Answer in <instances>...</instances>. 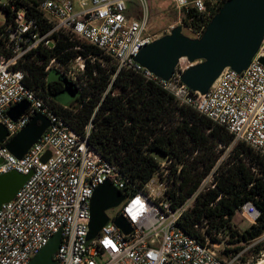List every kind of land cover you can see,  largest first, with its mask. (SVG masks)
Listing matches in <instances>:
<instances>
[{
	"label": "built area",
	"instance_id": "2783aa9c",
	"mask_svg": "<svg viewBox=\"0 0 264 264\" xmlns=\"http://www.w3.org/2000/svg\"><path fill=\"white\" fill-rule=\"evenodd\" d=\"M147 1L41 0L35 7L40 22L25 6L11 7L12 20L0 33L4 51L9 54L0 58V125L8 132L7 140L36 114L44 116L49 127L21 159L14 157L5 143L0 145V175L31 174L14 198L0 206V264H28L56 234L60 235L54 255L56 264H249L252 260L242 261L244 250L228 255L223 254L225 248L219 250L222 239H229L225 227L211 228L208 235V220L201 218L194 228L203 237L202 242L178 226L198 197L216 188V166L174 208L169 194L180 193L184 162L155 153L159 158L154 157L157 167L152 175L143 184L131 183L116 164L102 158L88 144L92 122L85 126L83 134L75 133L46 101L24 85L26 72L17 69L35 50L52 49L54 36L70 35L110 57L117 70L133 71L154 82L179 105L189 106L223 127L234 142H244L264 156V66L258 62L264 41L244 71L223 70L208 92L199 95L181 82L185 71L197 62L181 58L168 81L136 63L140 50L156 40L148 33ZM169 1L181 17V27L191 33V38L199 39L228 0ZM132 2L139 9L138 18L128 14ZM187 15L198 20L195 33L183 24ZM51 64H56L54 59L46 71ZM67 71L66 76L78 83L77 75L84 72V59L76 58ZM23 101L28 102V109L17 121H11L8 110ZM46 153L49 158L43 162ZM197 154L194 152L188 161ZM104 183L111 184L123 199L109 209L111 216L109 210L105 211L108 223L88 243L90 200ZM235 214L254 224L259 211L246 203ZM119 217L129 224V233L114 224ZM262 257L260 254L259 260Z\"/></svg>",
	"mask_w": 264,
	"mask_h": 264
},
{
	"label": "trees",
	"instance_id": "16d2710c",
	"mask_svg": "<svg viewBox=\"0 0 264 264\" xmlns=\"http://www.w3.org/2000/svg\"><path fill=\"white\" fill-rule=\"evenodd\" d=\"M40 1L10 0L8 4H0L6 14L0 33L12 20V6H25L40 22L41 16L35 11ZM183 24L195 33L198 20L187 15ZM54 39L52 49L39 48L18 64L17 69L26 72L24 85L27 88L46 101L75 133L83 134L91 121L88 144L102 158L116 164L131 183L143 184L152 175L157 167L155 153L184 162L180 193L169 194L174 208L193 193L216 166V188L202 193L194 208L178 223L186 235L204 242L194 228L201 218L208 220V235L211 228L225 227L229 231L228 243L232 245L223 250L225 255L237 254L244 250L243 245L264 236L263 155L244 142H234L223 127L213 124L193 108L179 105L170 94L142 75L117 70L115 62L97 48L67 34L54 36ZM7 56L0 41V58ZM76 58L84 59V72L77 75L78 83L58 73L61 68L68 69ZM51 59L55 60V69L46 71ZM62 78L75 90L74 97L65 102L60 97L64 90ZM226 149H230L228 158L219 162ZM196 151L198 154L193 161H188ZM246 203H251L259 216L254 224L239 231L231 221L235 210ZM263 253L264 239L248 249L242 261L252 259L249 264H257Z\"/></svg>",
	"mask_w": 264,
	"mask_h": 264
},
{
	"label": "water",
	"instance_id": "95a60500",
	"mask_svg": "<svg viewBox=\"0 0 264 264\" xmlns=\"http://www.w3.org/2000/svg\"><path fill=\"white\" fill-rule=\"evenodd\" d=\"M264 41V0H228L207 24L202 36L193 39L182 33V27H174L146 45L135 57L136 63L159 79L168 81L177 62L186 58L196 63L182 75L181 82L192 92L205 95L225 69L241 73L258 53ZM264 66V52L258 59ZM75 90L64 83L60 97L71 100ZM29 107L23 101L7 112L11 121H17ZM49 127V121L36 114L17 134L8 139V132L0 125V145L17 159H21ZM49 158L46 153L42 161ZM31 174L10 172L0 175V206L10 202L27 182ZM123 197L111 184L100 185L90 200V219L87 242H91L108 223L105 211L116 207ZM114 224L124 233L130 232L129 224L119 217ZM60 243V235H54L47 245L35 254L28 264H56L54 255Z\"/></svg>",
	"mask_w": 264,
	"mask_h": 264
},
{
	"label": "rangeland",
	"instance_id": "374dc122",
	"mask_svg": "<svg viewBox=\"0 0 264 264\" xmlns=\"http://www.w3.org/2000/svg\"><path fill=\"white\" fill-rule=\"evenodd\" d=\"M9 1L10 0H0V4H8ZM147 8H148V12H147L148 33L154 36L156 39L169 34L171 26L173 27L181 26L178 23L181 17L179 16L178 11L175 9L173 4L169 0H148ZM128 14L132 18H138L140 16L139 9L134 2H132L131 6L129 7ZM5 17H6V14L0 9V26L4 23ZM182 33L187 37H190V38L192 37L191 33L183 27H182ZM53 69H55L54 64H51L49 66V70L52 71ZM58 71H59L58 73L62 76H66V75L69 76L66 68L65 70L59 69ZM52 76L56 77V75H52ZM62 81L64 83L68 82L66 79H63V78H62ZM229 152H230V149H226L223 155L220 157L219 162L226 160L228 158ZM153 156L157 159L159 158L158 155L156 154H153ZM108 214L111 216L113 212L109 210ZM231 224L234 228H236L239 231H243L251 225L247 223L241 216L236 215V214L233 216ZM263 239H264V236L256 240L254 243L243 245L244 246L243 254H245V252L248 249H250L252 246H254L256 243L260 242ZM222 241H223V244L221 248L219 249L220 251H222V249L224 248L232 247L229 245L227 237H224ZM263 258H264V253H263V257L260 260H262Z\"/></svg>",
	"mask_w": 264,
	"mask_h": 264
},
{
	"label": "bare ground",
	"instance_id": "6f19581e",
	"mask_svg": "<svg viewBox=\"0 0 264 264\" xmlns=\"http://www.w3.org/2000/svg\"><path fill=\"white\" fill-rule=\"evenodd\" d=\"M257 264H264V258L260 260Z\"/></svg>",
	"mask_w": 264,
	"mask_h": 264
}]
</instances>
